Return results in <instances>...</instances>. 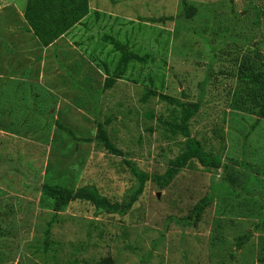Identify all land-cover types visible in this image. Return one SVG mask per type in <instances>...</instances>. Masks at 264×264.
Returning <instances> with one entry per match:
<instances>
[{
    "label": "rangeland",
    "instance_id": "374dc122",
    "mask_svg": "<svg viewBox=\"0 0 264 264\" xmlns=\"http://www.w3.org/2000/svg\"><path fill=\"white\" fill-rule=\"evenodd\" d=\"M187 1L198 8L191 21L182 18L174 22H148L151 18L179 15L180 0H89L90 9L100 11L98 22L91 21V17L89 22L84 21L86 25L76 26L52 46L40 49L30 41V33L19 31L20 26L25 25L21 19L25 0H0V23L4 25L0 24V158L6 156L16 165L25 167L24 175L29 176L24 183L32 185L34 176L37 183L34 186H39L46 180L45 176L51 180L59 176L73 181L76 186L91 185L114 203L121 202L136 187L123 159L135 162L147 173L164 172L167 161L181 148L173 139L164 138V129L156 119L149 121L145 115L152 109L158 118L165 105L156 98L145 105L139 101L144 91L152 87L146 75L156 72L153 60H160L161 64L165 61L162 69L154 74L153 88L172 97H180L183 90L188 99H193L200 91L198 84L205 70L212 69L204 65L210 55L203 41L214 40V31L220 26L216 17L235 15L234 25L243 38L241 50L232 48L241 54L255 43L259 46L257 41L264 38V17L263 20L258 17L257 21L253 18V10L261 4L264 7V0ZM105 35L114 36L133 52L154 58L146 67L134 65L113 88L100 94L104 72L88 55L117 60L114 52L109 58L106 55L112 46L99 40ZM260 47L259 51L264 53L263 46ZM63 49L73 51L75 59H79L77 55L83 57L87 82L89 67L96 69L97 75L91 84L85 82L72 89L66 77H59L65 72L60 65L65 59ZM39 57L41 60L37 59ZM220 57L225 61V55ZM218 63L224 72L230 71L219 59ZM20 78L26 80L29 89L10 95L8 91L17 88L8 81ZM236 84L235 77L211 78L205 88L203 105L190 123L191 136L201 142L204 152H210L225 166L227 164V171H206L195 162L194 167L180 172L165 190L158 191L153 183L147 182L138 201L124 217H93V206L75 203L60 213L58 222L51 227L47 251H44V231L52 212L40 209L39 198L32 197L30 191L12 189L19 190L24 184L20 181L24 175L12 173L0 160L1 212L18 211L17 221L0 220V250L5 255L1 264H66L65 260L72 253L89 264L103 259H109L111 264H141V257L151 251V241L159 238L148 264H261L258 259L264 257L261 249L264 245V195H260L264 193V120L261 119L256 131L249 133L257 115L245 110L231 112L227 108ZM35 93L39 94V112L49 111L48 114L41 116L31 111L34 104L30 96L35 98ZM222 109L226 112L225 118L220 112ZM55 120L71 129L76 138H93L100 123L124 157L107 153L97 141L81 144L57 129ZM149 126L154 128L152 133ZM243 145L245 164L241 163ZM228 171H233V177L238 179L232 184L234 189L240 190L241 202L231 200L209 206L195 228L196 234L191 227L185 231L177 227L174 230L176 225L170 223L167 234H173L174 230L176 243H171L163 233L159 237L165 218L190 215L195 203L210 189L215 190L210 186L212 183L226 185L219 177L228 175L225 174ZM249 191L256 194L251 195ZM11 199L19 200L20 208L15 207ZM30 205L32 215L20 210ZM258 222H262V226L256 231ZM123 226L129 229L127 236L122 235ZM250 230L252 236L241 249L251 248L252 256L244 263L233 239ZM193 237H197V242H193ZM169 243L175 244L174 251L166 254ZM128 246L132 249H126ZM232 253L234 258L230 256Z\"/></svg>",
    "mask_w": 264,
    "mask_h": 264
},
{
    "label": "trees",
    "instance_id": "16d2710c",
    "mask_svg": "<svg viewBox=\"0 0 264 264\" xmlns=\"http://www.w3.org/2000/svg\"><path fill=\"white\" fill-rule=\"evenodd\" d=\"M110 1L114 2V0ZM89 3V0H25V5L23 9H21V19L23 20L25 25L20 26L19 31L22 34L30 33V41L35 43L38 48L46 49L50 45L52 46L59 38L69 33L76 26H79L80 24L86 25L84 21L87 20V22H89L88 20L91 17H93L91 21L95 19V22H98L100 11H92L90 9ZM90 11L94 12L93 15H90ZM253 11L255 13V17L253 18L256 21L258 17L259 20L262 19V16L264 17L263 4L257 6V8H255ZM197 12L198 8L195 4L190 3L187 0H180L179 15H177L176 17L164 16L158 19H147V21L174 22L182 18L187 20L195 16ZM234 16L230 18H228V16L216 17L219 20L220 26L218 27L219 29L214 31V40L212 42L207 40L203 41L204 46L208 47L210 55V59H208V62L204 65H210L212 69L210 71L207 67V70H205L203 79L198 84V90L200 91L198 92L196 97H193V99H188L183 90L180 91V97H172L153 88L154 80H156V75L154 74L158 73L160 69H162L161 65L163 66L165 64V61L162 60L161 64L160 60L158 62L156 60H153L154 57L149 54H139L133 52L132 50H130L127 44L120 42L114 36L105 35L103 37H100L99 40L112 46V49L110 50V52H107L106 55L109 58L112 52L116 53L118 55L116 61L107 59L101 60L99 58V55H88L91 56L92 61L96 63V67H101L104 72L105 78L102 88L99 91L100 94L113 88L116 82L118 80H122L125 77L126 73L131 68H133L134 65L139 64L146 67V65H148L149 61L152 59L156 64V72L154 74L147 73L146 75V79H148L152 87L147 88L144 91L139 101L143 105H145L149 104V102H151L153 98H156L160 104L165 105L164 111L160 113L158 118H155L156 116L155 113L152 112V109H148L145 112V115L147 116V120L149 121L156 119L155 121L159 125V127L164 129V138L173 139L175 143L178 144L177 146L181 148L180 152L175 157L167 161V166L165 167L164 172L160 175L144 172L137 167L135 162L130 161L129 159H123L122 162L127 165L131 175L135 179L136 187L132 188L121 202L112 203L109 201V199H107V197L101 195L95 187L91 185L76 186L73 181H67V179L60 178L57 175L54 180H51L49 177L45 176L46 180L39 186H34L36 180L35 178H33L34 176H32L31 180H33L34 183H32V185L31 183L26 184L24 183V181L28 179L29 175H24L25 167L16 165L11 159L8 160L6 156L2 157L4 159L0 158L1 162L3 164H6L11 172L13 171L18 174L24 175V177H21L20 180L24 184L20 185L19 190L12 188L10 185H8V187L14 189L16 192L27 193L30 191L32 197L39 198L40 209L52 212L50 219L46 223L47 228L44 231V251H47L48 235L51 227L58 222L59 214L66 211L67 209H70V206L75 203H88L93 206V217L103 215H118L124 217L138 201L139 197L145 189L147 182L153 183L158 191L165 190L168 188L174 178H176V176L180 174V172L184 171L186 168L191 169L192 167H194L195 162L199 163L206 171L222 170L223 172H225L228 170L229 166L226 163L225 166L219 157L211 156V153L208 151L204 152V147L201 142L195 139V137L191 136L190 123L203 105L202 100L206 95V85L209 81H211V78L214 77L215 79H217L219 76H225V78L229 79H232L234 77L236 78L237 84L236 87H233L234 90L230 96V99L227 101V108L231 112L238 113L239 111L245 110L250 114L257 115V119H255V123L252 125L249 133H251V131H256L258 128L257 125L259 124L258 122H260L261 119L264 120V53L259 51V49L261 48L260 46H263L264 48V38L257 41V44H260L259 46L255 45L250 50L249 48H247L242 54L238 51H235L232 47H236L241 50L240 45L243 36L239 35L237 27L234 25V22L236 21V17ZM140 20L144 21L145 19L141 18ZM1 26L4 25L1 24ZM2 33L5 34L6 31L3 30ZM60 49H62V47H60ZM63 51L65 59L63 60L64 62H60V65L61 67H63L65 72L63 76L59 77H66L72 84V89L77 88L78 85L80 86L82 83L87 82L85 75L87 65L83 57L77 55L79 59H75L76 56L73 51H71V53L67 52L66 49H63ZM220 55L223 57L225 55V61L222 57H220ZM37 59L41 60L40 57ZM218 59L223 64H225V66L230 67V71L224 72L218 63ZM153 61L150 63H153ZM95 70L92 67H89L87 83L91 84L93 79H95L97 75ZM65 81L64 83H66ZM8 82H10L11 86H16L15 88H17V90L11 89V91H8L10 95L12 93L22 94L26 89H29L28 84L24 78H20L19 81L15 79L14 81ZM160 86L163 87V82L160 84ZM30 98L31 102L34 104L31 111L41 113L39 112V94L35 93V98H33L32 96H30ZM22 108L28 109L27 107ZM222 111L220 112L223 118H225L226 112L224 109H222ZM44 113L48 114L49 111H45ZM44 113H41V116H43ZM54 124L57 129L66 132L70 137L74 138L81 144H87L97 141L102 144L101 146L107 153L124 157L123 152L118 149L112 142L100 123L97 124V134L93 138H76L74 135L75 133L71 129L63 126L59 121L55 120ZM148 129L150 133L154 131V128L152 126H149ZM242 148V154L244 157L241 163L245 164V145H243ZM1 150L8 151V148H2ZM250 160H253V158ZM228 161L230 160L228 159ZM12 162L13 164H11ZM29 166L32 167L33 163L30 162ZM232 172L233 171H228L225 173L228 175L219 177V180L222 179V181L225 182V186H221L215 183H212L214 185H210L211 187H213V189L215 188V190L210 189L209 192H207L202 198H200V200H198L190 210V215H187L183 218H175L173 216H168L167 218H165L166 220L164 221V225L159 232V237L161 236V233H163L164 237L168 235L171 243H176L177 241H175V239L173 238L174 230L180 228L181 231H185L187 229L193 228V233L196 234L197 230H195V228H197L201 223L204 211L209 206L213 204L219 205V203H225L226 201L231 202V200H239V202H241L240 190L234 189V184H232V182H236L238 181V179L233 177ZM58 179H60V181H58ZM241 187L243 189V186ZM4 193L5 191L1 192V195H3ZM249 193L251 195L256 194L255 192L250 191ZM260 195L261 197H263L264 193ZM10 201L14 204L15 207L20 208L19 200L11 199ZM28 203L30 204L31 202ZM1 209L0 220H3V222L9 219L17 221L16 217L18 211H11V213L9 214L8 211L1 212ZM20 210L25 211L29 215H32L33 206H26V208H22ZM170 223L176 225L174 227L173 234H167L171 227ZM261 223L262 222H258L254 230H260L262 226ZM128 230L129 229L126 226H123L122 235L127 236ZM1 236L2 235H0V237ZM251 236L252 230L245 231L243 235L234 237L233 239V242L236 245L235 249L242 252L241 254L244 263H247L249 259H251L250 256H252V251L251 248L245 251L241 248H244L242 246L250 240ZM159 239H153L151 241V251L146 252L141 257V264H148V262L151 260L154 254L153 251H155L157 249L156 247H158L156 240L158 241ZM181 240L182 238L179 237L178 242H180ZM197 240V237H193V242H197ZM171 243H169L168 245L167 250L169 251L166 254L174 251L175 244L172 245ZM126 249L129 250L132 248L128 246ZM261 249L264 251V245L261 246ZM121 252L123 251H120V253ZM75 254H70L71 257H69L68 260H65L66 264H89L86 263L85 260L77 259ZM161 255L162 254H159V256ZM4 256V252L0 250V264L5 260ZM230 256L231 258H234L233 253ZM258 262L264 264V257H259ZM97 264L111 263L109 262V259H103L102 261L97 262Z\"/></svg>",
    "mask_w": 264,
    "mask_h": 264
},
{
    "label": "clouds",
    "instance_id": "9594fccd",
    "mask_svg": "<svg viewBox=\"0 0 264 264\" xmlns=\"http://www.w3.org/2000/svg\"><path fill=\"white\" fill-rule=\"evenodd\" d=\"M197 15V14H196ZM195 16H193L192 18H190V19H187V21H191L193 18H194ZM255 45H256V43H255ZM254 45V46H255Z\"/></svg>",
    "mask_w": 264,
    "mask_h": 264
},
{
    "label": "crops",
    "instance_id": "0c3cea01",
    "mask_svg": "<svg viewBox=\"0 0 264 264\" xmlns=\"http://www.w3.org/2000/svg\"><path fill=\"white\" fill-rule=\"evenodd\" d=\"M260 122H261V121H260ZM254 123H255V122H254ZM254 123H253V124H254ZM258 123H259V122H258ZM258 123H257V124H258ZM262 123H264V121H262ZM253 124H252V125H253ZM252 125L250 126V129H251ZM257 127L259 128V125H257Z\"/></svg>",
    "mask_w": 264,
    "mask_h": 264
},
{
    "label": "water",
    "instance_id": "95a60500",
    "mask_svg": "<svg viewBox=\"0 0 264 264\" xmlns=\"http://www.w3.org/2000/svg\"><path fill=\"white\" fill-rule=\"evenodd\" d=\"M158 197H159V195H158Z\"/></svg>",
    "mask_w": 264,
    "mask_h": 264
}]
</instances>
